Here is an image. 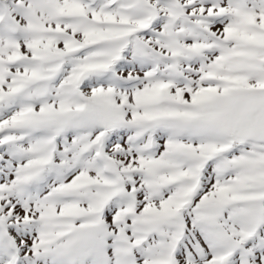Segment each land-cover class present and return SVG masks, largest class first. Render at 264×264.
Wrapping results in <instances>:
<instances>
[{
  "label": "snow or ice",
  "instance_id": "obj_1",
  "mask_svg": "<svg viewBox=\"0 0 264 264\" xmlns=\"http://www.w3.org/2000/svg\"><path fill=\"white\" fill-rule=\"evenodd\" d=\"M0 264H264V0H0Z\"/></svg>",
  "mask_w": 264,
  "mask_h": 264
}]
</instances>
